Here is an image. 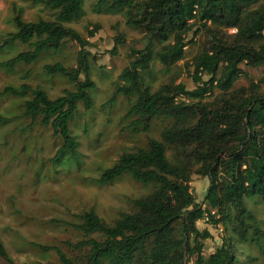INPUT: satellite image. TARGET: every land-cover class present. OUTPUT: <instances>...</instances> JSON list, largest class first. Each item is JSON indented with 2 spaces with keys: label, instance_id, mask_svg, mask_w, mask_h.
I'll list each match as a JSON object with an SVG mask.
<instances>
[{
  "label": "trees",
  "instance_id": "16d2710c",
  "mask_svg": "<svg viewBox=\"0 0 264 264\" xmlns=\"http://www.w3.org/2000/svg\"><path fill=\"white\" fill-rule=\"evenodd\" d=\"M85 0H32L56 12L54 21L24 22L21 11L15 10L16 32L4 46L19 42L30 44L31 51L20 53L0 64L12 69L28 65L43 52L58 51L65 39L79 44L77 67L62 64L44 66L47 75L63 76L75 84L74 91H64L51 100L46 92L28 85L8 87L3 95L25 99L23 116L31 122L41 119L53 136L62 140L56 156L68 153L77 156V142L71 136L69 122L82 104L90 111V92L95 83L89 77L84 48L87 41L63 24L79 18ZM263 0H97L98 10H126V25L148 36L141 50H131L130 62L118 76L121 84L115 96L135 94L124 119H131L133 132H147L155 118H165L172 125L161 133L162 142L150 139L146 149L122 154L114 166L99 178L109 185L125 175L154 191L132 201L134 211L121 213L110 226L93 210L76 215L74 225L83 235L99 233L101 241L90 239L69 244L75 250H88L82 262L68 259L58 248L33 245L42 252L54 251L61 264H237L234 243L230 239L207 258L203 256L209 231H199L196 224L205 218L214 226L230 227L235 238L252 242L261 249L264 233L259 229L246 199L257 196L264 203V95L245 89L231 91L241 76L239 66L264 65V2ZM256 6V7H255ZM134 9H137L136 14ZM139 15V17H137ZM235 30L230 42L213 35L210 51L197 56L192 63L193 82L188 91L182 84L171 82L150 93L141 72L148 71L155 58L151 39L159 38L165 45L157 53L164 65L182 60L189 43L187 36L196 24ZM91 32L89 37H94ZM122 43V38L117 39ZM34 41V42H31ZM199 74H201L199 76ZM80 76L84 80H79ZM207 76L209 80L203 81ZM220 91L221 99L205 104L203 98L212 88ZM172 152V160L167 150ZM208 178L210 186L203 204L196 203L192 193V176ZM204 206V207H203ZM0 259L14 264L0 240Z\"/></svg>",
  "mask_w": 264,
  "mask_h": 264
},
{
  "label": "rangeland",
  "instance_id": "374dc122",
  "mask_svg": "<svg viewBox=\"0 0 264 264\" xmlns=\"http://www.w3.org/2000/svg\"><path fill=\"white\" fill-rule=\"evenodd\" d=\"M264 2V0L262 1ZM97 0H85L82 15L64 23L87 41L84 48L89 65V77L95 83L90 92L92 107L85 111L82 104L69 122L71 136L77 142V156L68 153L56 156L62 140L53 136L50 127L41 125V119L31 122L23 116L25 99L3 95L8 87L19 88L28 85L46 92L51 100L59 98L64 91H74L75 84L63 76H49L44 66L56 63L74 70L77 67L79 44L65 39L58 51L43 52L34 63L18 64L12 69L0 68V240L14 264H61L54 251L47 253L33 245L58 248L68 259L82 262L88 250H75L66 243L102 240L99 233L88 236L76 230L80 224L75 217L93 210L107 225H112L121 213L134 211L133 200L154 191L152 186L142 185L125 175L109 185H101V174L115 165L122 154L146 149L150 139L162 142V131L172 125L165 118L151 121L147 132H133L131 119L124 116L137 96L117 95L115 87L121 84L118 76L131 60V50H141L147 45L148 36L142 31L126 25V10H98ZM256 7V6H255ZM15 10L21 11L24 22L38 20L54 21L56 12L32 0H0V64L16 55L31 51L30 44L15 42L4 46L10 35L16 32ZM137 9H134L136 14ZM139 17V15H137ZM195 32L187 36V47L182 60L164 65L157 59L165 43L159 38L151 39L155 58L148 71L141 72L150 93H154L171 82L182 84L186 90L196 88L193 82L194 59L210 51V35L217 40L230 42L232 32L208 26L206 29L196 24ZM94 37H89L91 32ZM119 37L122 38L120 43ZM34 42V41H31ZM241 76L231 91L245 89L264 95V65L239 66ZM79 80H84L80 76ZM209 78L203 77L207 82ZM221 99L215 87L202 103L210 104ZM172 160V152L167 150ZM210 186L208 178L192 176L191 188L197 204L202 205ZM246 206L253 214L259 229L264 233V203L257 197L246 199ZM204 207V206H203ZM199 231H209L211 238L205 242L203 256L207 258L223 243L230 239L234 243L237 264H264V239L261 249L252 242V233L247 242H240L230 227L214 226L208 218L197 222ZM0 264H7L0 259ZM184 264H192L191 260Z\"/></svg>",
  "mask_w": 264,
  "mask_h": 264
},
{
  "label": "built area",
  "instance_id": "2783aa9c",
  "mask_svg": "<svg viewBox=\"0 0 264 264\" xmlns=\"http://www.w3.org/2000/svg\"><path fill=\"white\" fill-rule=\"evenodd\" d=\"M230 32H232V33H234L235 32V30H231ZM201 74H199V76H200Z\"/></svg>",
  "mask_w": 264,
  "mask_h": 264
}]
</instances>
